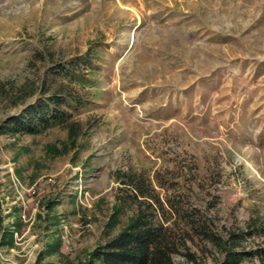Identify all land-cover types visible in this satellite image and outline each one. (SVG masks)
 Wrapping results in <instances>:
<instances>
[{
    "label": "rangeland",
    "instance_id": "1",
    "mask_svg": "<svg viewBox=\"0 0 264 264\" xmlns=\"http://www.w3.org/2000/svg\"><path fill=\"white\" fill-rule=\"evenodd\" d=\"M44 92L68 126L10 130ZM143 210L173 264L259 263L226 259L264 246V0H0V264H84Z\"/></svg>",
    "mask_w": 264,
    "mask_h": 264
},
{
    "label": "trees",
    "instance_id": "2",
    "mask_svg": "<svg viewBox=\"0 0 264 264\" xmlns=\"http://www.w3.org/2000/svg\"><path fill=\"white\" fill-rule=\"evenodd\" d=\"M84 57L88 58L89 55ZM55 71L75 78L78 69L62 63ZM83 84H85L84 81ZM44 94L46 95L27 104L21 111V115L11 117L8 120L10 124L8 128L12 131L36 134L49 127L68 126L67 122L71 113L62 109L60 103L64 100H76V97H73L71 92L62 95L54 92L50 94L44 92ZM71 126L73 127V124ZM139 190L142 194L148 192L143 186H140ZM158 204L163 207L160 199ZM167 204L178 209L177 203L172 199H168ZM185 213L186 216L191 214H188V211ZM150 215H152L151 212ZM150 215L145 210L138 212L124 229L93 249L90 258L84 264H173V255L179 247L177 235L171 226L158 223ZM193 222L191 218L189 227L200 233L206 232L202 226ZM208 237L210 240H217L215 236L208 235ZM245 254L256 256L259 259L258 264H264V246L253 251L231 252L226 261L235 262Z\"/></svg>",
    "mask_w": 264,
    "mask_h": 264
}]
</instances>
